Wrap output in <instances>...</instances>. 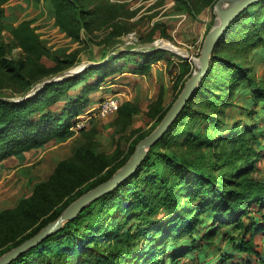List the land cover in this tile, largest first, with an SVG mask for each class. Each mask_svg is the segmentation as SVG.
Instances as JSON below:
<instances>
[{
    "label": "trees",
    "instance_id": "16d2710c",
    "mask_svg": "<svg viewBox=\"0 0 264 264\" xmlns=\"http://www.w3.org/2000/svg\"><path fill=\"white\" fill-rule=\"evenodd\" d=\"M7 1L0 0V47L4 45ZM47 1L59 14L70 11V21L78 25L100 9L89 6L86 0ZM78 25L73 32L80 29ZM71 28L67 26L69 31ZM259 40L264 43V0L249 5L232 21L216 45L200 85L168 131L151 146L137 170L8 264H264V253L256 242V236L264 234V177L257 174V160L264 156V125L254 118L256 110L249 109L246 113L250 119H234L229 127H223L230 118L226 107L237 108L236 98L240 95L250 93L252 103L260 105L264 112V84L251 73L252 65L235 62L222 52L233 42L254 41L257 51ZM33 44L39 48V41ZM166 52L165 48L148 52L124 49L111 55L106 63L91 64L77 74L47 82L28 97L11 100L0 96V162L52 138L72 135L71 127L87 104L88 90L68 99L60 110L50 106L79 84L85 74H101L102 69L111 67L120 70L136 57L134 53L142 57L139 62H151L164 58ZM0 63L24 77L22 60L3 56ZM179 64L184 69L178 95L192 74L185 76L191 70L189 61ZM219 69L227 74H219ZM139 70L135 67V72ZM104 79L96 77L87 87L95 89ZM179 140L189 148L212 150L209 154L214 155L205 154L202 159L193 160L162 149ZM136 145L124 161L77 194L70 193L76 185L66 187L64 196L70 193L69 197L48 215L38 213L31 226L40 221L30 232L9 233L4 244H12L0 256L55 220L83 193L111 178Z\"/></svg>",
    "mask_w": 264,
    "mask_h": 264
},
{
    "label": "rangeland",
    "instance_id": "374dc122",
    "mask_svg": "<svg viewBox=\"0 0 264 264\" xmlns=\"http://www.w3.org/2000/svg\"><path fill=\"white\" fill-rule=\"evenodd\" d=\"M86 2L100 9L79 25L70 21V11L59 14L47 0H8L4 4L6 26L1 36L4 45L0 47V58L22 60L25 68L24 77H20L0 63V96L11 100L28 97L32 90L35 93L40 89L34 87L41 81L59 78L66 71L91 64L106 63L111 55L124 49L148 52L164 46L167 52L164 58L151 62H139L142 57L134 53L136 57L120 70L111 67L102 69L101 74H85L79 84L50 106L60 110L68 99L88 90L87 104L71 127L72 135L52 138L0 162V252L12 244L10 241L4 244L9 233L30 232L40 221L31 226L38 213L48 215L70 193L77 194L124 161L132 146L158 125L160 116L178 95L184 69L179 63L183 60L190 63L191 70L185 76L194 71L206 34L218 18L217 0ZM77 25L80 29L73 32ZM20 26L23 27L13 32ZM38 41L37 49L33 42ZM254 42H233L223 47L222 52L235 62L252 65L251 73L264 84V43L257 41L255 51ZM135 67L141 70L135 72ZM96 77L105 79L99 87L89 89L87 84ZM111 96L118 97L122 110L107 116L97 115L95 107ZM236 102L237 108L226 107L230 118L227 121L226 117L223 127H229L234 119L242 122L250 119L246 113L249 109L256 110L254 118L264 125V112L260 105L252 103L250 93L238 96ZM77 122L82 128L76 126ZM261 138L264 147V137ZM179 141L165 144L162 149L193 160L202 159L205 154L214 155L209 154L212 150L189 148ZM257 169V174L264 177V156L257 160ZM74 185L64 196L66 187Z\"/></svg>",
    "mask_w": 264,
    "mask_h": 264
},
{
    "label": "water",
    "instance_id": "95a60500",
    "mask_svg": "<svg viewBox=\"0 0 264 264\" xmlns=\"http://www.w3.org/2000/svg\"><path fill=\"white\" fill-rule=\"evenodd\" d=\"M259 1L261 0H217L215 4V9L218 18L216 23L206 34L200 55L197 59H195V69L190 75V77L186 80L183 89L181 90L175 101L172 103V105L170 106L162 120L159 122V124L148 135H146L137 143L136 148L129 157V159L126 161L125 164H123L119 169L115 171L111 178L83 193L81 196L71 202L55 220L49 222L47 225L42 227L40 231L37 232L35 235L26 239L19 245L12 247L10 250L4 252L0 256V264L10 263L28 248L39 244L45 238L57 232L60 228L63 227L65 222L74 219L83 211L86 206H88L90 203H92L94 200L101 197L102 195L115 189L122 183L123 180H125L137 170L140 164L145 160L146 155L148 154V151L151 146L156 143L168 131L171 124L179 116V114L187 104L188 100L193 95L194 91L200 85V82L202 81V79L210 68L212 55L215 50V47L229 28L232 21L238 15H240L249 5ZM226 2L230 3L229 6H223V4ZM160 48L168 49L164 46ZM185 56L192 58L189 55ZM85 67L87 66L73 71H66L62 73L59 78L43 80L38 83L34 87V89L41 87L47 82L63 79L70 75L77 74L82 71ZM33 91L34 90L28 93V96L32 95L34 93Z\"/></svg>",
    "mask_w": 264,
    "mask_h": 264
},
{
    "label": "built area",
    "instance_id": "2783aa9c",
    "mask_svg": "<svg viewBox=\"0 0 264 264\" xmlns=\"http://www.w3.org/2000/svg\"><path fill=\"white\" fill-rule=\"evenodd\" d=\"M120 103L116 96L104 98L100 101L97 107H95L96 114L99 116H107L110 113L116 112L119 109ZM92 112V111H91ZM90 113V112H89ZM76 126L82 128V124L77 122Z\"/></svg>",
    "mask_w": 264,
    "mask_h": 264
},
{
    "label": "crops",
    "instance_id": "0c3cea01",
    "mask_svg": "<svg viewBox=\"0 0 264 264\" xmlns=\"http://www.w3.org/2000/svg\"><path fill=\"white\" fill-rule=\"evenodd\" d=\"M256 242L258 243V249L264 253V234H259L256 236Z\"/></svg>",
    "mask_w": 264,
    "mask_h": 264
},
{
    "label": "bare ground",
    "instance_id": "6f19581e",
    "mask_svg": "<svg viewBox=\"0 0 264 264\" xmlns=\"http://www.w3.org/2000/svg\"><path fill=\"white\" fill-rule=\"evenodd\" d=\"M230 3H224L223 6H229ZM178 50V49H177ZM180 52V51H179Z\"/></svg>",
    "mask_w": 264,
    "mask_h": 264
}]
</instances>
